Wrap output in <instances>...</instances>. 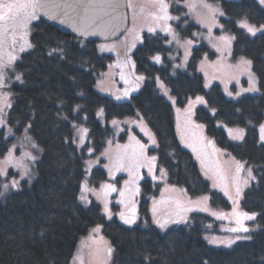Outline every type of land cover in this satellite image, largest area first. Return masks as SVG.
I'll return each mask as SVG.
<instances>
[{
    "label": "trees",
    "instance_id": "16d2710c",
    "mask_svg": "<svg viewBox=\"0 0 264 264\" xmlns=\"http://www.w3.org/2000/svg\"><path fill=\"white\" fill-rule=\"evenodd\" d=\"M211 1L219 2L224 13L222 26L233 37L232 59L251 61L258 91L230 99L217 83L205 89L196 65L202 56L213 58L215 52L203 42L193 46L185 69L172 74V48L165 44L166 37L144 32L132 52L135 69L144 80L128 99L116 101L95 88L98 75L112 61V53H100L96 41L62 33L39 18L32 23V49L14 63L22 81L12 87L6 122L14 134L26 130L41 153L34 179L23 180L19 189L0 196V264H70L79 241L95 226H100L113 249L111 264H264V143L259 142L258 133L264 120V30L252 36L236 24L246 19L264 25V6L257 0ZM170 10L179 16L173 23L178 34L192 38L191 32L198 27L184 15V8L172 5ZM155 54H161L163 64L150 62L149 57ZM156 77L167 85L178 106L203 95L214 111L199 105L194 119L221 149L252 167L256 179L243 192L238 212L257 214L250 220L257 229L248 240L228 248L212 246L206 235L221 233L228 224L201 212H189L184 222L160 230L152 221L149 204L162 185L149 178L140 182L136 225L106 218L94 199L87 205L80 202L83 179L91 187L107 179L103 151L108 139L126 141L125 132L115 135L108 120L136 117V121L127 122L136 127L141 116L155 136L156 147L150 152L156 155L166 182L183 188L191 198L207 195L215 209L230 208L229 201L211 189L196 158L182 145L172 105L160 94ZM99 108L104 112L103 123L96 116ZM217 122L242 127L243 140H229ZM73 124L88 130L87 143L80 149L72 141ZM11 141L0 129V156ZM90 157L95 165L87 175L85 163ZM229 219L235 223L234 218Z\"/></svg>",
    "mask_w": 264,
    "mask_h": 264
},
{
    "label": "rangeland",
    "instance_id": "374dc122",
    "mask_svg": "<svg viewBox=\"0 0 264 264\" xmlns=\"http://www.w3.org/2000/svg\"><path fill=\"white\" fill-rule=\"evenodd\" d=\"M257 1L260 3V0ZM129 3H131V7L127 6L128 28L125 33L116 40L96 43L100 53L110 52L113 55L112 61L108 64L107 68L97 77L95 84L97 91L105 95L107 94V96L116 101L126 100L131 93L137 92L139 82H141L137 77H143L142 80H144V75L136 71L133 64L132 52L135 46L142 42V34L146 32L159 33L166 37L165 44L172 48V52H169V58L172 59V74L178 69H185L193 46L198 42H203L215 52L213 58H209L207 55L202 56L196 65V71L203 76L205 89L217 83L220 85L225 96L230 99H236L247 93L255 92L245 91L250 87V79L254 78L256 81V76L251 69V65L243 64L242 58L232 59L233 37L222 26L221 18L224 15H219V12H223L219 2H212L211 0H165V3L168 4V15L173 17V19L169 20L154 18L156 16H163L164 13L153 0H127V5ZM204 4H210L218 9L214 17L213 13L203 6ZM172 5L182 6L185 10L184 15L188 17V20L197 25L198 29H195L193 33L191 32L192 38L180 36L175 30L173 23L179 16L174 15L175 13L170 10V6ZM261 5L264 6V4ZM35 20L29 23L27 29L26 38L30 44L32 23ZM242 21H246L249 25L255 26L258 29L261 27V25L252 24L246 19L237 20V26L249 35L252 34L246 28L240 26ZM150 28L153 31H149ZM166 28L170 29V31H166ZM261 31H257L256 34ZM188 41H191V43H188ZM10 45L11 42L9 40L8 45L0 53V72L4 74V83L0 87V120H3V124H0V129H4L6 137H12L7 152L3 156H0V193H3V195L19 189L21 181H31L34 179V166L41 153L39 146L30 138L26 130H23L20 134H14L6 122V114L11 104L12 87L14 84L22 81L21 74L14 68V63L23 53L32 49V47L26 48L25 51L21 52L19 44L14 49ZM13 55L17 59L10 61V56ZM156 56L160 57L159 62L154 59ZM243 59L250 61L244 57ZM149 60L154 64H163L161 54L152 55L149 57ZM18 75L20 76L19 80L16 79ZM155 83L160 94L165 96L172 105L175 126L182 145L196 158L203 176L209 181L211 189L220 192L229 201L230 208L228 210L215 209L209 204V197L207 195L191 198L185 194L183 188L170 185L166 182L164 170L158 167L156 155L150 152L151 149L156 147L155 136L141 116L137 118L138 123H135L137 124L136 127L127 123L128 121H136V117H133L132 120L129 118H112L108 120V124L114 130L115 135L125 132L126 143L124 144V142L116 140L114 142L112 141L114 138L108 139L103 151L106 159L107 179L96 187L89 186L87 179H83L81 186L85 185L90 190L82 192L80 187L79 199L82 195L85 197L84 200L80 199V202L87 205L91 199H94L100 205L102 214H105L106 218L116 217L125 226L136 225L139 219L138 197L140 182L149 178L153 182H159L162 185L159 196L153 198L155 202L150 212L152 214V221L157 227V220L161 223L168 221L166 228L161 229L158 227L160 230H166L184 222L186 217L184 212L192 210L189 212H201L214 219L225 221L228 224L226 228L221 229V233H208L206 235V240L212 246L228 248L237 241L248 240L249 238L244 239L243 237H251L250 234L257 229V225H254L250 220L244 221V225L249 228L248 232H233L231 229L237 227L236 214L239 212L241 206L240 201L243 192L251 184L252 180H249L247 185L244 184V181L248 179V169L252 170V167L221 149L212 138L206 135L204 126L202 129L195 127V125H202L193 116L194 109L197 106H203L213 113V109L207 106L203 95L189 98L184 106H178L167 85L159 77H156ZM165 90H167V95H165ZM126 92L127 95H125ZM197 97H201L203 103L196 102ZM190 100L192 101V107L189 114L186 110L189 108ZM177 109H179V112ZM96 116L101 123L105 121L102 108L96 111ZM113 121L116 123H113ZM262 124H264V120L258 126L260 143H264L260 139V126ZM217 126L225 130L229 140L233 142H241L243 140L232 138L236 135L235 130L243 129L242 127L227 126L222 122H217ZM133 128H135L136 132H134ZM79 129L87 128L84 125L73 124L74 134L72 141L80 149L87 143L88 131L84 135L83 142H81L80 137L82 133ZM229 130H232L231 135ZM130 134L135 139L129 138L128 135ZM136 141H139V145H144L145 147L141 149ZM153 141L155 142L153 143ZM209 141L212 143L209 144ZM193 148L196 151H193ZM201 149L206 150L203 151ZM153 157H155V160L152 159ZM86 161L85 170L88 175L91 169L94 168L95 162L94 158L91 157ZM237 162L244 165L239 173H237ZM111 167H116L120 171H115ZM118 167L121 169H118ZM130 171L132 175H130ZM252 175L254 176L253 171ZM14 180L18 182L15 188L12 187ZM4 185H8L7 189H5ZM102 185H113L116 190L111 191L102 188ZM163 186L166 187L165 190H163ZM237 187L241 189L239 196H237ZM122 191L124 193L123 196H121ZM225 191L228 192V195H225ZM165 193H172L174 196L163 195ZM182 196L185 197L183 200ZM204 197H208V199L205 200ZM186 199L189 201L184 202ZM105 204H107L108 208L107 213L105 212ZM133 210L135 222L130 225L125 224L120 218V213H124L125 216L130 218L133 215ZM230 217L235 219V223L230 222ZM176 221L179 222L177 223ZM98 227L101 232L100 226H95L91 229H97ZM237 237L241 238L237 239ZM88 240L91 241L89 242ZM213 240L215 242H210ZM228 240H233L234 243L230 246H225L224 243L220 242ZM109 247L111 245L103 235H99L98 237L93 232L91 234L89 232L81 242L79 241L70 264H111L113 251L109 256L107 252Z\"/></svg>",
    "mask_w": 264,
    "mask_h": 264
},
{
    "label": "snow or ice",
    "instance_id": "6c2138e0",
    "mask_svg": "<svg viewBox=\"0 0 264 264\" xmlns=\"http://www.w3.org/2000/svg\"><path fill=\"white\" fill-rule=\"evenodd\" d=\"M154 3H157L160 7V10L164 13L163 16H156L154 17L155 19H164V20H169L173 19V17L168 15V4L165 3V0H153ZM261 4H264V0H260ZM74 8H83L85 10V17L84 19L81 20L79 27L84 28L85 31L89 27H92L91 19L87 16V11L89 9H103V8H111L113 10L119 8L120 5V0H75V3L71 5ZM128 7H131V3L127 5ZM204 7L209 9L211 13H213V17L215 16V13L218 11L217 8H214L210 4H204ZM49 5L43 0H0V53L3 52L4 48L8 45V42L10 40L11 42V47L14 49L17 44H19L20 51L23 52L26 50V48H31L32 45L28 42L27 40V29L29 26V23L32 20H35L38 18V15L40 14L41 10L45 11V14H47V9ZM219 15H224L223 12H219ZM64 21L61 20V23ZM241 27L246 28L249 33L252 35H255L257 31L264 30V25H262L259 29L256 28L255 26L249 25L246 21L241 22ZM105 29L112 30L114 31L117 25L115 23L111 25H104ZM76 30H79L77 28ZM166 31H170V29H165ZM149 31H153V29H149ZM223 39V38H222ZM188 43H191V41H188ZM17 57L15 55L10 56V61H15ZM154 59L159 62L160 57L156 56ZM242 63L245 65L250 66L251 61L244 60L242 58ZM17 80L20 79V76L18 75L16 77ZM138 80H142L143 77H137ZM4 83V74L0 72V87L3 86ZM163 87V85H161ZM259 89L256 87V81L254 78L250 79V87L246 89L245 91H258ZM127 95V92L125 93ZM165 95H167V90H165ZM231 95V93H229ZM196 102L198 103H203V100L201 97L196 98ZM191 107H192V101H189V108L186 110L191 113ZM179 112V109H177ZM214 111V110H213ZM113 123H116L113 121ZM0 124H3V120H0ZM196 128H203V125H195ZM178 130H179V124H178ZM79 131L82 133L81 134V142L84 140V135L87 133V129H79ZM236 135L233 136V139H243L244 136V130L243 129H236ZM229 133L231 135L232 130H229ZM260 139L262 142H264V124L260 126ZM183 138V137H182ZM131 139H135L132 137ZM155 141H153L154 143ZM136 143L139 145V141H136ZM209 144L212 142L209 141ZM141 149H143L145 146L144 145H139ZM213 148L215 149V146L213 145ZM91 152V149H89ZM193 151H196L195 148H193ZM199 158V157H198ZM155 160V157L152 158ZM244 165L240 164L237 162V173H239L243 169ZM163 171V170H162ZM130 175H132V172L130 171ZM256 178L252 175V170L249 168L248 169V179L244 181V184L247 185L249 180H255ZM127 183V181H126ZM18 182L13 181L12 182V187L15 188L17 187ZM5 189H7L8 185H4ZM102 188L109 189L111 191H115V187L113 185H102ZM90 189H87L85 185L81 186V191H89ZM241 189L237 187V196H239ZM0 195H3V193H0ZM124 193L123 191L121 192V196H123ZM225 195H228V192L225 191ZM231 199V197H229ZM81 200H84L85 197L82 195L80 197ZM205 200L208 199V197H204ZM105 212H108L107 204H105ZM237 227L231 229L233 232H248L249 228L244 225L245 220H254L257 216L256 213H237ZM120 218L123 220L125 224H132L135 222V213L133 210V215L129 218L125 216L124 213H120ZM177 223L179 221H176ZM157 225L159 228L164 229L167 227L168 221H165L164 223H161L159 220L156 221ZM99 227L97 229H94V232H98ZM241 237H237V239H240ZM244 239H248L250 237H243ZM210 242H215V240L210 241ZM221 243H224L225 246H230L232 243H234L233 240H228V241H220ZM113 249L109 247L107 249L108 255L110 256L112 253Z\"/></svg>",
    "mask_w": 264,
    "mask_h": 264
},
{
    "label": "water",
    "instance_id": "95a60500",
    "mask_svg": "<svg viewBox=\"0 0 264 264\" xmlns=\"http://www.w3.org/2000/svg\"><path fill=\"white\" fill-rule=\"evenodd\" d=\"M43 2L49 7L47 14L41 10L38 15L39 19L73 37L96 42L111 41L120 38L128 28L127 0H120L121 6L115 10L111 8L89 9L87 16L92 18V27H89L87 31L79 27L81 20L85 17V10L72 7L75 0H43ZM61 20L64 22L61 23ZM113 23L117 25L114 31L105 29L104 25ZM77 28L79 30H76Z\"/></svg>",
    "mask_w": 264,
    "mask_h": 264
},
{
    "label": "crops",
    "instance_id": "0c3cea01",
    "mask_svg": "<svg viewBox=\"0 0 264 264\" xmlns=\"http://www.w3.org/2000/svg\"><path fill=\"white\" fill-rule=\"evenodd\" d=\"M128 137L129 138H132V137H134L132 134H130V135H128ZM126 143V141L124 142V144ZM119 145H120V143H118ZM121 146V145H120ZM201 150H203V149H201ZM204 150H206V149H204ZM203 150V151H204ZM105 157V156H104ZM110 164V163H109ZM110 166H111V164H110ZM111 169H114L115 171H120V170H117V168L116 167H114V168H112L111 167ZM118 169H121L120 167H118ZM165 186H163V190H165ZM161 191V190H160ZM159 194H160V192H159ZM163 195H173L172 193H165V194H163ZM159 196V195H158ZM174 196V195H173ZM153 198H157V196L156 197H153ZM153 198L151 199L152 201L150 202V205H149V213L151 212V210H152V207H153V204H154V202L155 201H153ZM185 197H183L182 196V200L184 199ZM156 200V199H155ZM189 200L188 199H186V200H184V202H188ZM189 211H192V210H187V211H185L184 213H185V215H187L188 213H189ZM151 214V213H150ZM151 216H152V214H151ZM154 223V222H153ZM155 224V223H154ZM91 232H93L94 234H96V236H98L99 237V235L100 236H102L101 235V232H100V230L98 231V232H94V229H92V231ZM91 232H90V234H91ZM89 242L91 241V240H88Z\"/></svg>",
    "mask_w": 264,
    "mask_h": 264
}]
</instances>
